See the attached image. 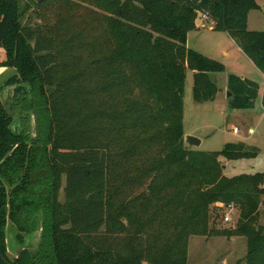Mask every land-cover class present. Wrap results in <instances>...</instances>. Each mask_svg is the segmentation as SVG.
I'll return each mask as SVG.
<instances>
[{
  "label": "trees",
  "instance_id": "obj_1",
  "mask_svg": "<svg viewBox=\"0 0 264 264\" xmlns=\"http://www.w3.org/2000/svg\"><path fill=\"white\" fill-rule=\"evenodd\" d=\"M29 2L38 24L0 0V66L16 71L6 84L29 85L39 119L35 138L15 132L0 101V264H185L189 238L209 234L244 236L245 263L264 264L262 177H227L219 161L255 153L198 151L183 125L187 71L196 103L215 99L225 71L187 47L202 14L264 73V32L246 29L255 0ZM227 92L248 110L259 86L229 75ZM216 204L238 207L236 228L209 227ZM39 214L38 246L10 260L7 222L22 243Z\"/></svg>",
  "mask_w": 264,
  "mask_h": 264
},
{
  "label": "rangeland",
  "instance_id": "obj_2",
  "mask_svg": "<svg viewBox=\"0 0 264 264\" xmlns=\"http://www.w3.org/2000/svg\"><path fill=\"white\" fill-rule=\"evenodd\" d=\"M258 9L251 10L247 15L248 31L264 32V0H255ZM28 5L22 17L25 24H38L34 19L35 10L29 0H19V7ZM206 26L209 27L207 23ZM187 47L202 55L221 63L225 67L223 73L213 74L220 93L209 102L196 103L193 100V73L187 71L183 98L184 132L201 137V144L195 149L202 152H220L226 144H242L254 156L225 159L219 157L223 174L227 177L238 175H256L262 177L264 188V73L259 71L250 59L233 42L227 33L215 30H202L197 27L188 33ZM6 60L4 49L0 48V63ZM7 67L0 66V100L5 109L12 115L11 128L15 132H25L29 138L36 137L38 123L36 108L31 110L26 103L32 99L30 87L25 82L4 83L13 70L8 67L4 78L1 77ZM14 69V68H13ZM234 75L254 81L259 86L254 106L248 110H231L226 101L224 89L227 77ZM3 78V80H2ZM2 80V81H1ZM16 90H19L18 92ZM24 99V101H21ZM36 106V105H35ZM238 132L234 133L233 130ZM187 134V135H188ZM63 202L64 195L60 193ZM231 211V212H230ZM230 213V222L225 224L223 217ZM209 227L217 231L236 228L239 209L232 210L224 204H216L210 211ZM39 228L30 234H23V242L16 240L17 231L10 221L6 227L7 255L13 260L22 249L34 251L40 242L41 214L38 215ZM258 227L264 229V199L258 212ZM247 240L239 235H216L190 237L187 243L185 264H246ZM145 264V263H144Z\"/></svg>",
  "mask_w": 264,
  "mask_h": 264
},
{
  "label": "crops",
  "instance_id": "obj_3",
  "mask_svg": "<svg viewBox=\"0 0 264 264\" xmlns=\"http://www.w3.org/2000/svg\"><path fill=\"white\" fill-rule=\"evenodd\" d=\"M208 24V23H207ZM209 25V27L208 26H206V24L205 23H202V22H199V24H198V27H200V29H202V30H213V26L212 25H210V24H208ZM187 38H188V35H187ZM188 41V40H187ZM234 42V41H233ZM7 69H8V67L6 68V70L4 71V73H3V75L1 76V77H3L4 78V74H5V72L7 71ZM11 70H13V72L11 73V74H9V77L7 78V79H5V81H4V83H6L10 78H12L15 74H16V71H15V69H13V68H10ZM3 78H2V80H3ZM243 78V77H242ZM1 80V81H2ZM220 93V92H219ZM218 93V94H219ZM227 87L224 89V94H225V96H226V101H227V103H229V98L227 97ZM218 94H217V96H218ZM1 95V94H0ZM216 96V97H217ZM215 97V98H216ZM188 133H185L184 132V135H187ZM188 135H192V136H195V137H197V138H199L200 140H202L201 139V137L200 136H198V135H195V134H188Z\"/></svg>",
  "mask_w": 264,
  "mask_h": 264
},
{
  "label": "water",
  "instance_id": "obj_4",
  "mask_svg": "<svg viewBox=\"0 0 264 264\" xmlns=\"http://www.w3.org/2000/svg\"><path fill=\"white\" fill-rule=\"evenodd\" d=\"M36 3H40L43 0H33ZM227 97L230 98L231 94L228 92ZM184 142L187 146L196 148L201 144V141L199 138L192 136V135H185Z\"/></svg>",
  "mask_w": 264,
  "mask_h": 264
},
{
  "label": "built area",
  "instance_id": "obj_5",
  "mask_svg": "<svg viewBox=\"0 0 264 264\" xmlns=\"http://www.w3.org/2000/svg\"><path fill=\"white\" fill-rule=\"evenodd\" d=\"M201 22L202 23H208V24H210V25H212L213 26V21H211L209 18H208V16L206 15V14H202L201 15ZM233 132L234 133H237L238 132V130L235 128L234 130H233ZM228 207V209H230V210H232L233 208H234V206L233 205H228L227 206ZM231 212V211H230ZM223 220H224V222H225V224H227V223H229L230 222V213H226L225 214V216L223 217Z\"/></svg>",
  "mask_w": 264,
  "mask_h": 264
},
{
  "label": "flooded vegetation",
  "instance_id": "obj_6",
  "mask_svg": "<svg viewBox=\"0 0 264 264\" xmlns=\"http://www.w3.org/2000/svg\"><path fill=\"white\" fill-rule=\"evenodd\" d=\"M15 76V75H14ZM7 83V82H6ZM1 101V100H0ZM9 115L11 116V119H12V115L9 113ZM11 126H12V121H11ZM13 130V129H12Z\"/></svg>",
  "mask_w": 264,
  "mask_h": 264
}]
</instances>
